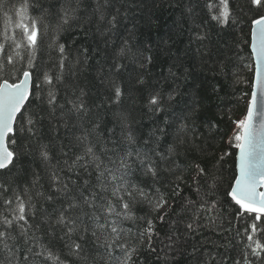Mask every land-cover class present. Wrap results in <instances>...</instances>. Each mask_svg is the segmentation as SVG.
I'll list each match as a JSON object with an SVG mask.
<instances>
[{
    "label": "trees",
    "instance_id": "obj_1",
    "mask_svg": "<svg viewBox=\"0 0 264 264\" xmlns=\"http://www.w3.org/2000/svg\"><path fill=\"white\" fill-rule=\"evenodd\" d=\"M264 0H0L32 76L0 170V264H264L230 198Z\"/></svg>",
    "mask_w": 264,
    "mask_h": 264
},
{
    "label": "water",
    "instance_id": "obj_2",
    "mask_svg": "<svg viewBox=\"0 0 264 264\" xmlns=\"http://www.w3.org/2000/svg\"><path fill=\"white\" fill-rule=\"evenodd\" d=\"M250 51L253 61L252 81L239 130L235 154V177L229 196L245 212L264 216V14L251 24ZM32 89L29 70L11 83L0 82V170L13 159L7 138L24 108Z\"/></svg>",
    "mask_w": 264,
    "mask_h": 264
}]
</instances>
